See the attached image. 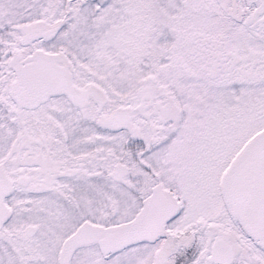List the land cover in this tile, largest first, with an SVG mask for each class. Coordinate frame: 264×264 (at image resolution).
<instances>
[{"label": "snow or ice", "instance_id": "1", "mask_svg": "<svg viewBox=\"0 0 264 264\" xmlns=\"http://www.w3.org/2000/svg\"><path fill=\"white\" fill-rule=\"evenodd\" d=\"M0 264H264V0H0Z\"/></svg>", "mask_w": 264, "mask_h": 264}]
</instances>
